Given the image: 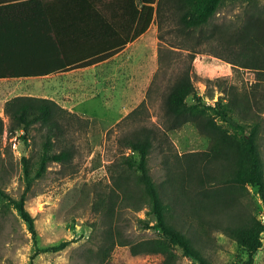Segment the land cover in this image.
Returning a JSON list of instances; mask_svg holds the SVG:
<instances>
[{"label":"trees","instance_id":"trees-1","mask_svg":"<svg viewBox=\"0 0 264 264\" xmlns=\"http://www.w3.org/2000/svg\"><path fill=\"white\" fill-rule=\"evenodd\" d=\"M260 0H0V80L39 79L50 75L87 68L106 61L142 37L157 21L158 28L175 22L191 41V49L213 35L212 20L225 6L243 3L249 7L245 24L239 29H225V52H236L237 67L252 69L264 78V6ZM208 36V37H207ZM207 37V38H206ZM238 50H235L237 48ZM260 78V77H259ZM258 86L251 94H240L232 100L223 98L216 107L202 105L189 74L168 84L162 111L167 128L147 126V103L142 102L119 125L132 130L119 141L123 156L121 172L113 180L111 192H103L94 211L105 217L114 215L119 199L135 201V211L149 208L156 226L164 236L130 244L132 256H159V264H180L182 255L198 264H210L203 244L210 229L216 228L246 251L254 264L263 247L264 160L260 154L258 117L264 110V99ZM193 97L194 104H187ZM9 120L7 133L21 132L26 142L35 126L45 131L38 176L48 165L62 167L72 163L76 153L68 139L74 124L84 119L55 101L18 96L5 104ZM233 120L242 136L230 135L217 120ZM85 121V120H84ZM87 121V120H86ZM193 124L198 132L212 141L208 151L172 154L167 131ZM5 124L0 117V138ZM158 146L165 158L166 178L157 184L149 167L150 156ZM61 146L60 151H56ZM125 151L130 154L126 155ZM171 155L176 160L170 166ZM25 169L26 156L22 157ZM30 184V183H29ZM28 184L27 189L30 188ZM256 189L260 213L246 211L243 199L249 188ZM25 196L19 200L0 188V205L13 208L26 223L34 239L31 264L42 253H59L70 242L40 249L36 242L35 220L25 208Z\"/></svg>","mask_w":264,"mask_h":264},{"label":"rangeland","instance_id":"rangeland-1","mask_svg":"<svg viewBox=\"0 0 264 264\" xmlns=\"http://www.w3.org/2000/svg\"><path fill=\"white\" fill-rule=\"evenodd\" d=\"M258 5L264 6V0H260ZM250 10L243 3L223 7L209 28V32L210 29L215 30L214 34L195 46V51L191 49L194 41L175 22H167L158 28L155 21L136 41L132 53L122 57L110 68L113 72L127 61L129 67L126 74L122 75V81L112 78L106 87L110 86L113 100L125 97L128 106L125 108L122 103L117 108L115 102V106L105 107L92 101L88 108L92 117L81 116L85 121L74 124L70 130L68 139L73 141L76 155L72 163L65 167L51 163L46 173L38 176L45 131L35 126L25 142L21 132H15L12 136L7 133L9 120L4 123L5 131L0 138V188L13 199L19 200L25 196V208L35 220L38 248L47 249L61 242H70L63 252L40 254L35 264L161 262L159 256L135 257L130 252V244L164 238L155 228L156 222L148 207L135 211L139 198L123 203L119 199L114 215L110 218L93 209L99 195L111 192L113 180L121 172L118 165L122 164L123 154L119 141L134 126L126 128L119 124L146 101L147 116L143 118L147 120V126L167 128L162 111L164 93L169 83H175L178 77L187 73L204 106L216 107L220 98L235 102V96L251 94L255 86H258L259 95L264 99L263 76L252 69L233 65L231 61L238 62L236 52L232 57L227 55L224 51L228 47L227 41L221 36L224 28L233 30L242 27ZM235 50H238V46ZM102 74L91 73V81L102 77ZM45 85L41 79L16 81L11 87V97L40 98L46 93ZM194 103L192 96L187 99V104ZM258 118L260 154L264 160V110ZM233 120L218 119L217 124L230 135L246 134L236 130ZM167 138L172 154L179 157L185 153L208 151L212 144L211 139L201 135L193 124L167 131ZM60 149L62 147L58 146L56 151ZM158 150L156 145L150 156L149 167L154 181L160 184L166 178V163L164 153ZM125 154L130 152L125 151ZM23 155L28 160L26 169ZM175 155L169 159L170 166L176 160ZM260 203L256 189L250 187L249 195L243 199L246 211L258 216ZM262 242L263 247L255 255L254 264H264V233ZM203 246L210 264H242L248 260L246 251L216 228L210 229ZM33 253L34 239L26 223L13 206L0 205V264H31ZM176 253L180 264H198L184 257L180 250H176Z\"/></svg>","mask_w":264,"mask_h":264},{"label":"crops","instance_id":"crops-1","mask_svg":"<svg viewBox=\"0 0 264 264\" xmlns=\"http://www.w3.org/2000/svg\"><path fill=\"white\" fill-rule=\"evenodd\" d=\"M135 43L129 44L123 51L114 57L98 63L96 65L75 69L69 72L58 73L47 77H41L45 85L46 93L40 98L55 101L62 108L75 113L77 115L91 118V102L96 101L103 106H115L122 104L126 108L128 103L125 99L116 98L113 100V95L110 93V86L107 85L114 78L117 81H122V75L126 74L129 67L126 62L110 71L112 65L117 63L122 57L127 56L134 50ZM103 73L102 77L91 81V73ZM34 79H1L0 80V117L4 123H8V118L5 116V104L10 101L13 88L16 81H29ZM11 92V93H10ZM104 92V93H103ZM101 101V102H100ZM120 101H122L120 103ZM85 108V109H83Z\"/></svg>","mask_w":264,"mask_h":264},{"label":"built area","instance_id":"built-area-1","mask_svg":"<svg viewBox=\"0 0 264 264\" xmlns=\"http://www.w3.org/2000/svg\"><path fill=\"white\" fill-rule=\"evenodd\" d=\"M260 220L264 223V213L260 215Z\"/></svg>","mask_w":264,"mask_h":264}]
</instances>
